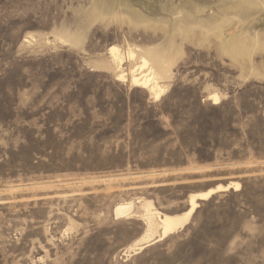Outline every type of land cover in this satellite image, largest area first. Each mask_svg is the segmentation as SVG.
<instances>
[{
	"label": "rangeland",
	"instance_id": "obj_1",
	"mask_svg": "<svg viewBox=\"0 0 264 264\" xmlns=\"http://www.w3.org/2000/svg\"><path fill=\"white\" fill-rule=\"evenodd\" d=\"M111 45L165 51L159 99L97 66ZM230 181L124 254L117 203ZM0 264H264V0H0Z\"/></svg>",
	"mask_w": 264,
	"mask_h": 264
},
{
	"label": "bare ground",
	"instance_id": "obj_2",
	"mask_svg": "<svg viewBox=\"0 0 264 264\" xmlns=\"http://www.w3.org/2000/svg\"><path fill=\"white\" fill-rule=\"evenodd\" d=\"M60 39L62 38L60 37ZM250 46L232 44L229 51L233 52L236 56H244L248 53L247 50L250 49ZM107 54V58L99 61L97 66L112 71L117 80L129 81L135 87L146 89L150 97L155 100L159 99L166 91L169 85L168 80L171 78L170 67L172 62L165 54V51L163 52L157 47L150 46L127 45V47H122L111 45L107 49ZM209 98L215 102L219 99V96L217 93H211L209 94ZM239 186V182L230 181L225 185L218 183L204 191L191 193L187 200L188 208L182 213L175 214L160 211L153 205L150 199L143 197L138 199L137 204L133 201L117 203L113 210L116 218L128 219L136 217L142 220L144 224L142 234L126 246L124 254L129 255L133 251L141 250L149 245V243L161 240L184 227L194 210L198 207L199 200H206L217 192L227 191L230 187L238 189Z\"/></svg>",
	"mask_w": 264,
	"mask_h": 264
}]
</instances>
